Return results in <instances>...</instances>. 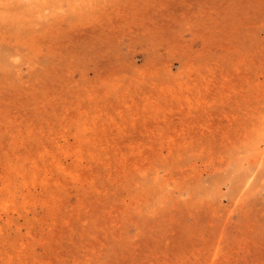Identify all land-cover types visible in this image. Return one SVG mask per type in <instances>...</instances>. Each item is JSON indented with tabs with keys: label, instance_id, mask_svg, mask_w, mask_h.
<instances>
[{
	"label": "rangeland",
	"instance_id": "1",
	"mask_svg": "<svg viewBox=\"0 0 264 264\" xmlns=\"http://www.w3.org/2000/svg\"><path fill=\"white\" fill-rule=\"evenodd\" d=\"M0 264H264V0H0Z\"/></svg>",
	"mask_w": 264,
	"mask_h": 264
}]
</instances>
